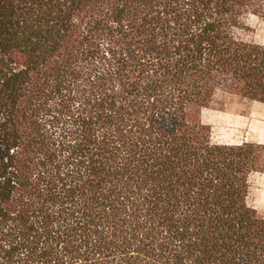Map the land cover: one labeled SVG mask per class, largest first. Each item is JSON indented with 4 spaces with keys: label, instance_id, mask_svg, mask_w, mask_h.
<instances>
[{
    "label": "trees",
    "instance_id": "obj_1",
    "mask_svg": "<svg viewBox=\"0 0 264 264\" xmlns=\"http://www.w3.org/2000/svg\"><path fill=\"white\" fill-rule=\"evenodd\" d=\"M250 15L264 0H0V264H264V144L201 120L264 103Z\"/></svg>",
    "mask_w": 264,
    "mask_h": 264
},
{
    "label": "rangeland",
    "instance_id": "obj_2",
    "mask_svg": "<svg viewBox=\"0 0 264 264\" xmlns=\"http://www.w3.org/2000/svg\"><path fill=\"white\" fill-rule=\"evenodd\" d=\"M238 34L246 41L264 45V17L248 16ZM201 120L210 128L212 143L264 144V103L220 94L210 107L202 109ZM247 202L264 217V173L250 175Z\"/></svg>",
    "mask_w": 264,
    "mask_h": 264
}]
</instances>
